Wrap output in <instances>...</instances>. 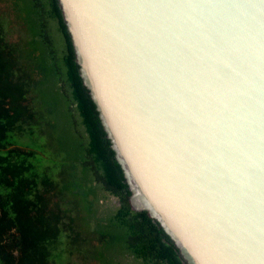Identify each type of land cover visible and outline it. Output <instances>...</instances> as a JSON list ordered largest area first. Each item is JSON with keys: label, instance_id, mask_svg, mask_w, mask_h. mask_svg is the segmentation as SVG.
<instances>
[{"label": "water", "instance_id": "water-1", "mask_svg": "<svg viewBox=\"0 0 264 264\" xmlns=\"http://www.w3.org/2000/svg\"><path fill=\"white\" fill-rule=\"evenodd\" d=\"M120 166L183 264H264V0H59Z\"/></svg>", "mask_w": 264, "mask_h": 264}, {"label": "trees", "instance_id": "trees-1", "mask_svg": "<svg viewBox=\"0 0 264 264\" xmlns=\"http://www.w3.org/2000/svg\"><path fill=\"white\" fill-rule=\"evenodd\" d=\"M0 4V264H183L128 204L59 0Z\"/></svg>", "mask_w": 264, "mask_h": 264}, {"label": "rangeland", "instance_id": "rangeland-1", "mask_svg": "<svg viewBox=\"0 0 264 264\" xmlns=\"http://www.w3.org/2000/svg\"><path fill=\"white\" fill-rule=\"evenodd\" d=\"M0 9H1V4H0ZM57 120L58 122L62 125L63 124V120L60 117V113L57 112ZM62 129V128H61ZM29 138V137H26ZM29 140V139H28ZM33 142L35 144V140L33 139ZM37 142V141H36ZM102 204L106 205L108 207H115V205L117 204V201L114 198H105V200H102ZM78 255L77 254H73L70 256V259L68 262H66L67 264H80L78 258H76ZM66 258V257H65Z\"/></svg>", "mask_w": 264, "mask_h": 264}]
</instances>
